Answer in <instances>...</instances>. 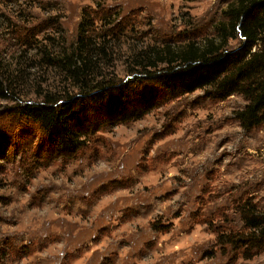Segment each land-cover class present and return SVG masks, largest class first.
<instances>
[{"label":"rangeland","instance_id":"rangeland-1","mask_svg":"<svg viewBox=\"0 0 264 264\" xmlns=\"http://www.w3.org/2000/svg\"><path fill=\"white\" fill-rule=\"evenodd\" d=\"M232 1L0 0V66L16 96L0 100V264H264V251L215 246L243 230L237 204L264 210V124L239 125L240 95L172 98L148 84L143 116L102 124L66 157L12 111L71 92L46 60L70 49L84 11L125 80L134 50L210 37Z\"/></svg>","mask_w":264,"mask_h":264},{"label":"trees","instance_id":"trees-1","mask_svg":"<svg viewBox=\"0 0 264 264\" xmlns=\"http://www.w3.org/2000/svg\"><path fill=\"white\" fill-rule=\"evenodd\" d=\"M222 18L214 26V34L200 41L134 50L129 54L128 77L119 80L109 70L112 64L104 44L92 43L91 15L84 11L70 49L46 60L64 76L71 92L58 97L46 94L35 103H16L12 111L33 123L51 151L64 157L82 149L86 134L102 124L143 116L153 103L152 92L143 90L148 84L152 91L172 98L195 90H203L212 100L240 95L246 103L234 113L239 125L243 129L262 125L264 0H233ZM238 37L237 47L229 49ZM10 98L16 99L11 79L0 66V100ZM235 211L243 230L217 235L215 246H227L249 259L264 251V210L245 200Z\"/></svg>","mask_w":264,"mask_h":264}]
</instances>
